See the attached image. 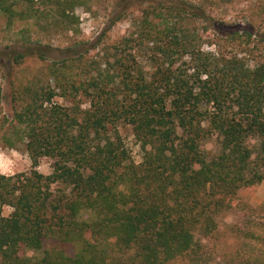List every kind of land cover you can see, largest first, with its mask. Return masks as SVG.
<instances>
[{"label": "trees", "instance_id": "16d2710c", "mask_svg": "<svg viewBox=\"0 0 264 264\" xmlns=\"http://www.w3.org/2000/svg\"><path fill=\"white\" fill-rule=\"evenodd\" d=\"M219 1L116 0L110 26L131 21L109 42L77 39L82 0H0L8 25L30 20L71 38L47 47L56 57L40 44L8 54L45 65L12 90L0 122L2 144L31 162L28 173L0 174V264H169L197 255L239 190L264 181V31L213 21ZM43 158L48 175L36 170ZM230 232L240 242L225 264H264V219Z\"/></svg>", "mask_w": 264, "mask_h": 264}, {"label": "rangeland", "instance_id": "374dc122", "mask_svg": "<svg viewBox=\"0 0 264 264\" xmlns=\"http://www.w3.org/2000/svg\"><path fill=\"white\" fill-rule=\"evenodd\" d=\"M28 0H22L21 4H27ZM36 1V0H33ZM116 0H82V6L76 7L74 13L78 18L79 34L77 39L81 41H93L99 35L105 34L109 42L120 39L129 27L131 16L110 26V17L113 15V5ZM219 1L207 10L213 21L224 25H246L253 23L264 31V0H227ZM24 8V7H22ZM136 15V13H134ZM12 25L4 14L0 13V92L3 99L0 102V122L3 117H10L12 114L11 92L18 90L27 81L31 80L39 70L45 65L35 56L25 57L18 62L12 61L17 52L28 51L26 47L36 48L38 44L44 50L49 52L48 56L56 57L58 51L50 52L47 47L61 49L66 47L71 41L69 36L62 37L43 34L37 31L33 22L16 20ZM25 39L27 41L25 42ZM36 44V45H35ZM13 54V55H12ZM13 87V88H12ZM12 88V89H11ZM59 102H61L59 100ZM86 106L83 104L82 109ZM6 126L1 127L0 123V174L11 176L19 173H28L31 170V162L22 148L11 149L2 144L1 137ZM121 135L126 149L131 155L132 161H140L141 152L136 144L129 129H122ZM213 145L209 143L206 148L212 149ZM51 161L43 158L39 161L37 171L48 175L51 172ZM234 208L219 216L218 235L215 238H205L202 241V247L197 255H191L183 259L176 260L169 264H225L224 255L232 252L240 242V238L235 236L230 229L242 226L245 218H255V220L264 219V181L254 190L241 189L237 193L235 202H232ZM10 207H3L2 215L7 216L11 213ZM231 227V228H230ZM61 248L67 255L73 256L78 247L71 243H61L59 241L46 240L45 249ZM21 256H32V252L21 254ZM119 261L117 258L115 262ZM121 261L118 262V264Z\"/></svg>", "mask_w": 264, "mask_h": 264}]
</instances>
